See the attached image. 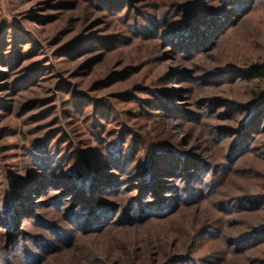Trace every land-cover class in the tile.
<instances>
[{
  "label": "rangeland",
  "instance_id": "rangeland-1",
  "mask_svg": "<svg viewBox=\"0 0 264 264\" xmlns=\"http://www.w3.org/2000/svg\"><path fill=\"white\" fill-rule=\"evenodd\" d=\"M249 1L213 44L188 53L174 42L190 32L185 25L201 10L228 14L232 4L0 0V264H264V234L255 240L264 232L263 123L230 160L264 98V75L246 77L264 65V0ZM132 148L129 172L100 169L118 175L125 193L96 192L94 205L156 201V190L140 194L138 168L167 150L181 168L187 159L205 165L193 186L204 195L186 200L181 169L163 176L185 194L164 216L78 225L71 182L46 180L70 174L85 189L93 172L85 160ZM45 159H62L46 180ZM17 206L27 212L11 216L14 237L8 216Z\"/></svg>",
  "mask_w": 264,
  "mask_h": 264
},
{
  "label": "trees",
  "instance_id": "trees-1",
  "mask_svg": "<svg viewBox=\"0 0 264 264\" xmlns=\"http://www.w3.org/2000/svg\"><path fill=\"white\" fill-rule=\"evenodd\" d=\"M226 1L225 3H228L229 5L232 4V12H229L228 14L222 15L218 11H198L195 18L191 23H188L185 26L190 25V32H185L183 30L178 37H176L175 43L184 46L187 49L188 53H191V51H195L199 49V46L194 45H201L204 44L211 45L221 36L229 26H231L235 18L240 16L239 13H243L246 11L247 8L250 6L249 0H223ZM110 7H115L117 5V2L115 1H108ZM240 11V12H238ZM235 17V18H233ZM174 43V44H175ZM198 47V48H197ZM264 75V65H256L250 68L248 71H246V77L249 80L260 78ZM165 101H162L163 103ZM166 105H163L165 109L169 112L170 107L169 103L166 102ZM162 106V107H163ZM171 106V105H170ZM173 107V105H172ZM264 124V98L255 106V108L248 114L245 118L244 124H242V128L245 129V132H241L239 130L240 137L238 142H236V145L234 146V151L232 154H230V160L234 158L238 153L247 146L248 140L252 135H249L248 132L256 133L257 130H260L259 124ZM134 148L131 150H128L126 154L122 155V152L120 151H110L111 154L108 155H98L97 157L87 159L85 160V163L91 168L92 175L90 176L89 184L84 187L85 189H82L80 186L77 185V181H75V178H72L70 174L63 175L58 178H50V180H46L47 175L53 174V171H56V169L59 167L61 160L56 162L54 164V161L50 159H45L43 163V170H46V176H44V180L47 182H53L54 184H65L64 182H71L68 186V190H70V194L74 195V203L78 204L79 207L77 210L82 211L83 213L79 217L72 218L73 221L77 222L78 225L82 224L83 226H88V228L98 229L101 224L105 221H108V218L111 219L112 217H119L122 222H129L134 220H140L145 217L150 216H164L165 213L168 211H172L175 209L180 202L183 199V196H185L184 191H179L180 189H177L173 186H166L164 185V175H169L170 177H174L178 174H180L181 169L187 170L188 173L186 175V178L188 179L186 181V184H188V187H190V192L186 195V200L188 202L194 201V196H197V198L204 195V192L202 191V188L193 187L194 185L198 186L201 181L198 183V176L204 171L205 165H198L197 162H193L191 159H187L188 161H183L184 166L181 168V163L179 160H177V157L172 153V151H161L154 154V158H151L150 161L145 162L144 165L140 164L142 167L138 168V171L142 175L138 176L139 187L142 190L140 192L141 195L145 193L147 190H156L157 194V200L154 202H149L148 204H140L135 205V207H131L133 204L132 202H129V206L124 207H117V205H113V203H110L108 200L104 202H100L99 205H94V197L96 195V192L101 194V197H105V195H115L118 192L125 193V190L123 189V180L118 178V175H122L124 173H127V164L131 161L132 154L134 152ZM109 152V151H108ZM158 157H161L158 158ZM123 158V161H122ZM159 159V162L157 160ZM202 164V163H201ZM93 167V170H92ZM106 167L110 168L113 167V169L117 168V176L115 175H107L100 170L101 168ZM168 168H174L168 169ZM192 168V169H191ZM194 170L192 173L191 170ZM201 169L200 171H198ZM178 170V171H177ZM196 170V171H195ZM90 171V170H89ZM196 172H199L197 174ZM172 180V179H170ZM200 180V179H199ZM202 180V179H201ZM169 181V180H168ZM48 182V183H50ZM98 182H104V185L100 188ZM41 187H43V184H40ZM200 186V185H199ZM100 188V189H98ZM170 193V195L165 196L166 193ZM182 192V193H181ZM162 195V196H160ZM164 196V197H163ZM167 197V199L165 198ZM161 198H163L161 200ZM258 201V202H256ZM134 202H140V201H134ZM249 204L254 203L259 204V200L250 199ZM256 202V203H255ZM136 204V203H134ZM151 205V206H150ZM145 206L156 208L158 211L157 213H152L149 210H145ZM258 206V205H256ZM88 207V208H87ZM23 208V207H21ZM21 208H12L13 211L9 212V221H10V228H12V236L15 237V235L18 233V230L14 227L12 215H16L17 212ZM117 208V209H116ZM121 208V209H120ZM75 210V212L77 211ZM21 211L24 213L27 212L25 208H23ZM20 211V212H21ZM117 212V213H116ZM14 213V214H13ZM121 214V215H120ZM14 215V216H15ZM77 225V226H78ZM264 232H261L257 234V238L255 240H261ZM249 238V237H248ZM250 241H254V238H251Z\"/></svg>",
  "mask_w": 264,
  "mask_h": 264
}]
</instances>
